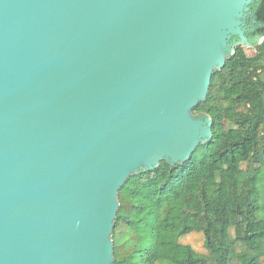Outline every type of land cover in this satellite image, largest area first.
<instances>
[{
  "label": "water",
  "instance_id": "water-1",
  "mask_svg": "<svg viewBox=\"0 0 264 264\" xmlns=\"http://www.w3.org/2000/svg\"><path fill=\"white\" fill-rule=\"evenodd\" d=\"M253 3L0 0V264H113L119 189L212 137Z\"/></svg>",
  "mask_w": 264,
  "mask_h": 264
},
{
  "label": "trees",
  "instance_id": "trees-1",
  "mask_svg": "<svg viewBox=\"0 0 264 264\" xmlns=\"http://www.w3.org/2000/svg\"><path fill=\"white\" fill-rule=\"evenodd\" d=\"M251 11L250 47L235 48L193 108L212 137L119 189L113 264H264V0Z\"/></svg>",
  "mask_w": 264,
  "mask_h": 264
},
{
  "label": "flooded vegetation",
  "instance_id": "flooded-vegetation-1",
  "mask_svg": "<svg viewBox=\"0 0 264 264\" xmlns=\"http://www.w3.org/2000/svg\"><path fill=\"white\" fill-rule=\"evenodd\" d=\"M254 1V0H253ZM253 15H252V11L250 10L249 13H247V16L245 18V25H244V29L251 27L254 24V20L252 19ZM249 19H251L250 21H248Z\"/></svg>",
  "mask_w": 264,
  "mask_h": 264
},
{
  "label": "rangeland",
  "instance_id": "rangeland-1",
  "mask_svg": "<svg viewBox=\"0 0 264 264\" xmlns=\"http://www.w3.org/2000/svg\"><path fill=\"white\" fill-rule=\"evenodd\" d=\"M251 49H249V52H250Z\"/></svg>",
  "mask_w": 264,
  "mask_h": 264
}]
</instances>
